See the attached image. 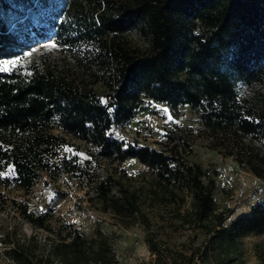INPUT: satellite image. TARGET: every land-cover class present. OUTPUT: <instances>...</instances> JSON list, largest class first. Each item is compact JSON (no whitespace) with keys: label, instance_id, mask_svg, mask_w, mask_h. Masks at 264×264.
Here are the masks:
<instances>
[{"label":"trees","instance_id":"obj_1","mask_svg":"<svg viewBox=\"0 0 264 264\" xmlns=\"http://www.w3.org/2000/svg\"><path fill=\"white\" fill-rule=\"evenodd\" d=\"M84 2L92 8L84 12L83 22L104 37L99 71L87 72L95 78L104 75L105 102L93 86L46 60L31 65L28 73L0 69V188L11 185L27 193L41 174L52 180L63 174L85 176L93 192L90 201L124 227L140 222L149 232L147 211L172 208L175 229L205 236L201 264H244L240 239L264 234V204L226 224V212L214 199L215 180L188 160L186 142L170 138L153 150L115 141L113 128L129 123L148 100L173 109L189 106L210 131H230L238 144L248 138L264 149V105L236 91L240 82L264 84V0ZM64 23L58 26L59 38ZM132 32L143 38V49L127 43L125 36ZM10 45L15 44L0 36V62ZM67 138L87 145L97 162L119 165L136 159L146 170L135 183L117 171L95 180L87 168L91 159L82 164L59 157ZM244 151V165L264 180L259 170L264 155L254 148ZM20 214L54 241L48 254L38 258L14 244L6 252L13 264H118L110 238L100 230L86 237L71 226L65 232L50 228L44 216L30 214L25 206ZM146 243L158 254L150 236ZM259 247L256 257L264 264Z\"/></svg>","mask_w":264,"mask_h":264},{"label":"rangeland","instance_id":"obj_2","mask_svg":"<svg viewBox=\"0 0 264 264\" xmlns=\"http://www.w3.org/2000/svg\"><path fill=\"white\" fill-rule=\"evenodd\" d=\"M90 8L92 6L84 0H0V36H6L15 44L6 49L0 69L17 68L28 73L31 65L46 60L57 70L68 72L74 80H84L93 86L105 102L100 83L104 75L100 72L95 78L87 72L89 68L98 73V56L104 38L82 20L84 12ZM62 21L65 23L59 38L58 26ZM125 39L132 48L145 47L143 38L136 32L127 34ZM6 61L17 63L8 66ZM236 91L239 97L264 105V84L240 82ZM55 134L60 132L55 131ZM113 135L117 142L153 150H160L170 138L186 142L190 150L188 160L200 165L215 180L214 199L219 209L226 212V224L248 216L253 207L264 204V180L241 160L244 148H254L264 155L261 142L243 138L239 141L243 147L230 131L214 133L189 106L173 109L164 103L147 100L129 123L113 128ZM67 141L60 158H77L82 164L91 159L87 145L74 139L67 138ZM87 168L95 180L117 171L133 183L146 170L136 159H127L119 165L91 159ZM259 168L264 172V167ZM92 196L85 176L77 178L65 174L57 180L41 174L27 193L11 185L0 188V264H13L6 252L14 244L25 247L34 258L48 254L51 249L54 237L21 216L24 206L30 214L44 216L50 228L65 232L71 226L86 237L100 230L110 238L118 264H171L172 260L174 264H201L198 256L206 242L205 236L200 231L175 229L178 220L172 208L148 210L150 231L147 232L140 222L124 227L91 202ZM146 236L157 244L158 254L149 249ZM258 244L257 250L264 252V234L240 239L239 257L244 264H260L255 249Z\"/></svg>","mask_w":264,"mask_h":264},{"label":"snow or ice","instance_id":"obj_3","mask_svg":"<svg viewBox=\"0 0 264 264\" xmlns=\"http://www.w3.org/2000/svg\"><path fill=\"white\" fill-rule=\"evenodd\" d=\"M53 47H55V45H53ZM30 55V54H29ZM6 65H8V66H14L16 63H17V61H6V62H4ZM4 70H7V68H5Z\"/></svg>","mask_w":264,"mask_h":264}]
</instances>
